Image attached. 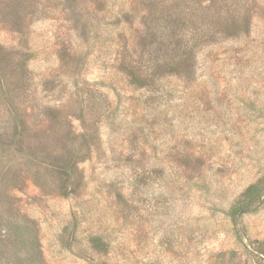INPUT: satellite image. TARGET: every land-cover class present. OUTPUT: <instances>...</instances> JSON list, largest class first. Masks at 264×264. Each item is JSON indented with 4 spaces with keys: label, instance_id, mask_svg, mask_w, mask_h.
Wrapping results in <instances>:
<instances>
[{
    "label": "rangeland",
    "instance_id": "obj_1",
    "mask_svg": "<svg viewBox=\"0 0 264 264\" xmlns=\"http://www.w3.org/2000/svg\"><path fill=\"white\" fill-rule=\"evenodd\" d=\"M258 194L264 0H0V264H264Z\"/></svg>",
    "mask_w": 264,
    "mask_h": 264
},
{
    "label": "trees",
    "instance_id": "obj_2",
    "mask_svg": "<svg viewBox=\"0 0 264 264\" xmlns=\"http://www.w3.org/2000/svg\"><path fill=\"white\" fill-rule=\"evenodd\" d=\"M252 1L255 2L256 0H252ZM185 45H186L185 47H187V48H186V50L184 48L183 53L180 55L181 59L178 62H174V63L172 62L170 64L165 65V68L167 69L168 73L179 75V74H182V72H186V70L188 71V70H190L192 68L191 67L192 65H189V64L184 63V62L187 61V58L189 59L193 55H195V47L196 46L190 47L189 43H185ZM182 56H187V57H183L182 58ZM154 66L157 68L159 65H154ZM127 75L131 78V82L133 84H140L141 86H145L147 84L145 78H143L140 75L137 77V75L133 71L127 73ZM255 188H257V187L256 186H251L247 190L246 195H251V193L255 192ZM262 198H264V194H258V199H262ZM251 207H252V202L247 203L246 206H244V207L235 208V210H233V212H234L235 216H238L241 213H243L245 210L246 211L250 210Z\"/></svg>",
    "mask_w": 264,
    "mask_h": 264
}]
</instances>
